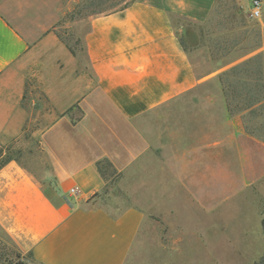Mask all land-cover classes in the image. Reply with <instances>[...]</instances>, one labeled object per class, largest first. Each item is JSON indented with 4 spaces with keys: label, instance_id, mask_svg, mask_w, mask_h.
I'll return each instance as SVG.
<instances>
[{
    "label": "crops",
    "instance_id": "0c3cea01",
    "mask_svg": "<svg viewBox=\"0 0 264 264\" xmlns=\"http://www.w3.org/2000/svg\"><path fill=\"white\" fill-rule=\"evenodd\" d=\"M215 5L134 0L90 16L84 71L53 32L55 0H0V140L19 139L36 109L23 102L25 80L12 66L52 56L37 74L54 110L40 136L49 167L38 176L19 160L0 169V227L33 264H125L145 211L114 215L93 205L106 186L99 161L126 177L157 163L172 174L175 202L180 190L206 213L264 178V143L246 133L242 115H231L220 81L264 53V8L261 47L231 63L213 60L207 46L185 51L174 24H203Z\"/></svg>",
    "mask_w": 264,
    "mask_h": 264
},
{
    "label": "rangeland",
    "instance_id": "374dc122",
    "mask_svg": "<svg viewBox=\"0 0 264 264\" xmlns=\"http://www.w3.org/2000/svg\"><path fill=\"white\" fill-rule=\"evenodd\" d=\"M133 1L55 0L60 19L53 32L75 53L73 68L88 70L83 36L91 14L114 12ZM78 4L83 13L71 19ZM248 10L246 0H216L205 23L175 18L174 24L191 51L207 46L210 53L214 49L219 55L226 53L222 58L236 63L251 54L262 38L260 22L253 20ZM41 54L35 58L33 54L25 56L12 66L16 79L25 80L23 102L36 109L19 139L0 140V148L37 176L49 167L40 136L48 125L46 118L54 114L43 91L44 78L37 77L39 61L51 63L52 56ZM251 124L256 126L257 122ZM104 168L106 186L91 198L93 205L106 207L114 215L131 206L145 211L125 264H255L263 256L264 178L251 189L231 197L217 211L206 213L191 205L180 190L178 203L175 202L172 174L158 172L157 163L139 166L129 177L114 173L107 165ZM0 264H33L1 227Z\"/></svg>",
    "mask_w": 264,
    "mask_h": 264
},
{
    "label": "trees",
    "instance_id": "16d2710c",
    "mask_svg": "<svg viewBox=\"0 0 264 264\" xmlns=\"http://www.w3.org/2000/svg\"><path fill=\"white\" fill-rule=\"evenodd\" d=\"M82 13L83 9L78 4L71 13V19H75L76 16ZM98 14L100 13L93 12L91 15ZM175 18L183 19L180 17ZM180 43L185 51H191L187 47V40L181 36ZM261 45L262 40L260 39L253 48H259ZM70 51L75 55L71 49ZM225 55L226 53L219 55L215 49L211 51L213 60L223 59L222 57ZM220 81L231 115H242L246 133L264 143V53L261 52L234 64L221 74ZM252 121L257 122L256 126L251 124ZM0 158L2 159L0 169L10 161L18 160L15 156L8 155L4 148H0ZM105 165L109 166L114 173H118L108 160L99 161L97 167L104 179H106ZM262 229L264 234V218ZM255 264H264V254Z\"/></svg>",
    "mask_w": 264,
    "mask_h": 264
},
{
    "label": "built area",
    "instance_id": "2783aa9c",
    "mask_svg": "<svg viewBox=\"0 0 264 264\" xmlns=\"http://www.w3.org/2000/svg\"><path fill=\"white\" fill-rule=\"evenodd\" d=\"M250 1V10L249 16L253 20H259L263 17V8H264V0H249ZM77 193L76 188H72L70 190L71 195H75Z\"/></svg>",
    "mask_w": 264,
    "mask_h": 264
}]
</instances>
